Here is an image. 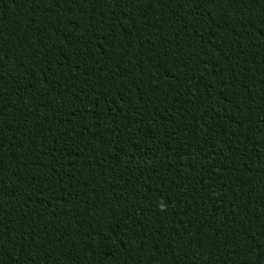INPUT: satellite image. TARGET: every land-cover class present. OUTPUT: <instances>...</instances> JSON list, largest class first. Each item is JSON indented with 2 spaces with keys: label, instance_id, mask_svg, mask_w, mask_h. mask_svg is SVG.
<instances>
[{
  "label": "trees",
  "instance_id": "16d2710c",
  "mask_svg": "<svg viewBox=\"0 0 264 264\" xmlns=\"http://www.w3.org/2000/svg\"><path fill=\"white\" fill-rule=\"evenodd\" d=\"M0 264H264V0H0Z\"/></svg>",
  "mask_w": 264,
  "mask_h": 264
}]
</instances>
